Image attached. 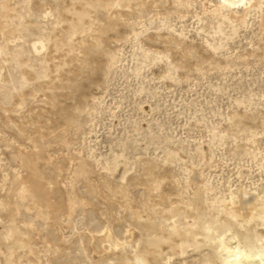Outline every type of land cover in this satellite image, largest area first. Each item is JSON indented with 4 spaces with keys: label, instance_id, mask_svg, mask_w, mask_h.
<instances>
[{
    "label": "rangeland",
    "instance_id": "obj_1",
    "mask_svg": "<svg viewBox=\"0 0 264 264\" xmlns=\"http://www.w3.org/2000/svg\"><path fill=\"white\" fill-rule=\"evenodd\" d=\"M262 206L264 0H0V264H227Z\"/></svg>",
    "mask_w": 264,
    "mask_h": 264
},
{
    "label": "bare ground",
    "instance_id": "obj_2",
    "mask_svg": "<svg viewBox=\"0 0 264 264\" xmlns=\"http://www.w3.org/2000/svg\"><path fill=\"white\" fill-rule=\"evenodd\" d=\"M220 1L223 4H228L230 7H239L241 4L244 3L245 0H220ZM243 206H242V208H243ZM244 207H246V206H244ZM239 210H241V209H239ZM260 210L262 212L261 214L263 215L264 214V206H262L260 208ZM243 212H244V210L242 212L235 210L234 215L236 217H240L243 214ZM228 213H229V211H228ZM247 216H248V214H247ZM110 235L111 234H110L109 230H106V232L102 235V240L109 239V237L112 236V235L111 236ZM132 238H133V236H132ZM124 245L128 248H131V242L129 240L126 241V244H124ZM225 245H226L225 250H227L228 258H229V260L227 261V264H264V246H263L261 251H258L255 253V252H253V250L247 251L246 249H248V248H246V247H245L246 249L243 247H240V245L237 243V240H235V239L234 240H232V239L228 240L227 244H225ZM115 247L118 249L119 247H122V244L116 243Z\"/></svg>",
    "mask_w": 264,
    "mask_h": 264
}]
</instances>
